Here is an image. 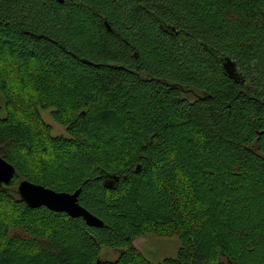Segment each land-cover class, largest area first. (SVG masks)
I'll return each mask as SVG.
<instances>
[{"label": "trees", "instance_id": "1", "mask_svg": "<svg viewBox=\"0 0 264 264\" xmlns=\"http://www.w3.org/2000/svg\"><path fill=\"white\" fill-rule=\"evenodd\" d=\"M0 157V264H264V0H0ZM22 180L81 188L103 228L29 207ZM148 233L178 255L151 263Z\"/></svg>", "mask_w": 264, "mask_h": 264}, {"label": "water", "instance_id": "2", "mask_svg": "<svg viewBox=\"0 0 264 264\" xmlns=\"http://www.w3.org/2000/svg\"><path fill=\"white\" fill-rule=\"evenodd\" d=\"M63 1V0H60ZM164 28V27H163ZM233 64L227 61V68H231ZM16 168L13 164L0 157V187L8 184L14 178ZM106 181H119L118 177L113 174H103ZM18 193L23 201L32 208L47 207L56 212H64L72 218H83L87 225L91 227H102L104 221L95 216L88 209L79 203L81 188L74 192L56 191L42 184H37L29 180H22L18 184ZM217 264H232L219 262Z\"/></svg>", "mask_w": 264, "mask_h": 264}, {"label": "rangeland", "instance_id": "3", "mask_svg": "<svg viewBox=\"0 0 264 264\" xmlns=\"http://www.w3.org/2000/svg\"><path fill=\"white\" fill-rule=\"evenodd\" d=\"M32 91V90H31ZM185 95L187 97H190L191 99H193V94L189 93ZM16 98H18L19 96L21 97V99L18 98L17 102L22 103V94L19 92H16ZM24 104V103H22ZM41 117L43 118V120L48 124L51 125L52 129L50 131V135L51 136H61V135H67V131H66V126H63L61 124H58L51 116L50 114V110H41ZM17 113V117L19 116V118L23 119V121H25L26 123H28L27 125H33V127L38 130V128L40 129L39 125L34 123V120L32 119V117L30 116V114L25 113L23 106H21V108L16 110ZM34 118V117H33ZM45 136H47L46 138L49 137V134H44V136L42 137V140L45 141L43 138H45ZM45 138V139H46ZM30 153V156L34 153L31 150H28ZM27 151V152H28ZM51 153H49V150L47 149L46 153H42V159H45L47 161H49ZM54 155H52L51 157H53ZM54 158V157H53ZM58 158V157H57ZM47 164L46 163H41L39 165L40 170H39V175H41L42 178H54V180L56 181L57 184L60 185H66L64 184L66 181H69V177L65 175L66 172H64L63 170L57 174V175H52L54 174V172H48L46 171V167ZM80 174L79 171L74 172L72 175L74 177V175ZM40 177V178H41ZM19 184V182H18ZM17 189H18V185H17ZM10 207V206H9ZM7 217V216H6ZM148 241H146V243L144 244L143 248H142V253H144V255L147 257V259L151 262V263H160L162 262L164 259L166 258H173L176 257L179 253V250L181 248L182 242L181 239L178 235H174V236H170V237H162V236H158L156 234H151L148 233ZM145 238H142L140 240L136 241L137 247L138 245H142L143 241ZM143 240V241H141ZM101 257L104 260H115L118 255H119V251L116 249H109L108 247H104L101 251ZM225 261H223L224 263Z\"/></svg>", "mask_w": 264, "mask_h": 264}, {"label": "flooded vegetation", "instance_id": "4", "mask_svg": "<svg viewBox=\"0 0 264 264\" xmlns=\"http://www.w3.org/2000/svg\"><path fill=\"white\" fill-rule=\"evenodd\" d=\"M145 239V241H143V240H141V241H143V243H142V245H138V248L140 249V250H142V248H143V246H144V244L146 243V241H148V236H146V237H144ZM142 239V238H141ZM140 240V239H139ZM135 244H136V242H135ZM137 245V244H136Z\"/></svg>", "mask_w": 264, "mask_h": 264}]
</instances>
